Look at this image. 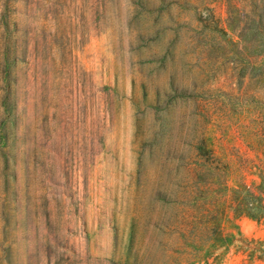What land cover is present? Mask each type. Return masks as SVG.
<instances>
[{"label":"rangeland","instance_id":"rangeland-1","mask_svg":"<svg viewBox=\"0 0 264 264\" xmlns=\"http://www.w3.org/2000/svg\"><path fill=\"white\" fill-rule=\"evenodd\" d=\"M0 264H264V0H0Z\"/></svg>","mask_w":264,"mask_h":264}]
</instances>
